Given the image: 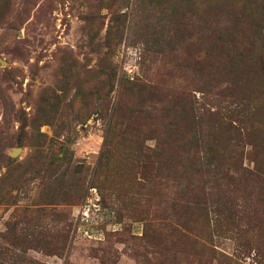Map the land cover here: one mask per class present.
<instances>
[{"label": "rangeland", "instance_id": "1", "mask_svg": "<svg viewBox=\"0 0 264 264\" xmlns=\"http://www.w3.org/2000/svg\"><path fill=\"white\" fill-rule=\"evenodd\" d=\"M0 264H264V0H0Z\"/></svg>", "mask_w": 264, "mask_h": 264}, {"label": "trees", "instance_id": "2", "mask_svg": "<svg viewBox=\"0 0 264 264\" xmlns=\"http://www.w3.org/2000/svg\"><path fill=\"white\" fill-rule=\"evenodd\" d=\"M216 167L217 166H214L213 164L205 168L196 167L197 169L195 170L200 174H198L197 172H196L197 174L195 173L194 174L198 178H204L206 175H211L216 177L217 175L220 174V172L216 170L217 169ZM209 204L211 203L207 200L206 195L203 194V197L196 198L191 203L184 204L186 205L185 209L181 206L182 209L180 213L179 212L176 213L174 211L175 209L174 208L172 216L176 217L178 222L184 220V218H187V222L192 223L191 225L193 228L202 226V224H204L205 221H207V224L210 227L211 219L208 216V214L210 215L211 212H210ZM202 212L207 213V218H205V215L202 214Z\"/></svg>", "mask_w": 264, "mask_h": 264}, {"label": "water", "instance_id": "3", "mask_svg": "<svg viewBox=\"0 0 264 264\" xmlns=\"http://www.w3.org/2000/svg\"><path fill=\"white\" fill-rule=\"evenodd\" d=\"M17 154V150H14L13 154L12 155H16Z\"/></svg>", "mask_w": 264, "mask_h": 264}]
</instances>
